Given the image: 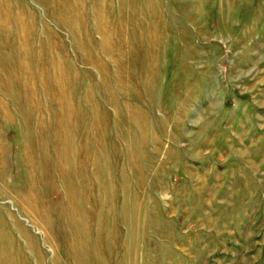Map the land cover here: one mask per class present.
I'll list each match as a JSON object with an SVG mask.
<instances>
[{
    "label": "rangeland",
    "instance_id": "rangeland-1",
    "mask_svg": "<svg viewBox=\"0 0 264 264\" xmlns=\"http://www.w3.org/2000/svg\"><path fill=\"white\" fill-rule=\"evenodd\" d=\"M0 153V264H264V0H0Z\"/></svg>",
    "mask_w": 264,
    "mask_h": 264
},
{
    "label": "bare ground",
    "instance_id": "bare-ground-1",
    "mask_svg": "<svg viewBox=\"0 0 264 264\" xmlns=\"http://www.w3.org/2000/svg\"><path fill=\"white\" fill-rule=\"evenodd\" d=\"M28 157H29V156H28ZM0 158H1V153H0ZM32 163H33V159H32ZM0 164H2L1 159H0ZM3 171H4V170H3ZM1 173H2V172H1ZM1 177H2V176H1ZM3 177H4V176H3ZM28 194H29V193H28ZM28 194H27V195H28ZM29 198H30V197H29ZM32 198H33V197H32ZM26 199H27V198H26ZM29 200H30V199H29ZM31 200H32V199H31ZM29 203H30V202H29ZM29 246H30V245H29ZM33 248H34V247H33ZM6 260H9V259H6ZM12 262H13V261H12ZM12 262H11V264H13ZM8 263H9V261H8Z\"/></svg>",
    "mask_w": 264,
    "mask_h": 264
}]
</instances>
